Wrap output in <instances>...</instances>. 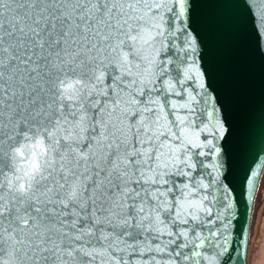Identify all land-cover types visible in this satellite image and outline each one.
I'll use <instances>...</instances> for the list:
<instances>
[{"label": "snow or ice", "instance_id": "6c2138e0", "mask_svg": "<svg viewBox=\"0 0 264 264\" xmlns=\"http://www.w3.org/2000/svg\"><path fill=\"white\" fill-rule=\"evenodd\" d=\"M230 6L264 55V0ZM192 8L0 0V264H245L229 225L237 191L264 217V149L207 86Z\"/></svg>", "mask_w": 264, "mask_h": 264}, {"label": "water", "instance_id": "95a60500", "mask_svg": "<svg viewBox=\"0 0 264 264\" xmlns=\"http://www.w3.org/2000/svg\"><path fill=\"white\" fill-rule=\"evenodd\" d=\"M195 27L200 37V59L206 71V83L223 105L226 119L233 125L247 147L246 159L264 149V55L236 17L230 0H191ZM237 145L230 148V160H235ZM264 166V154L253 164L256 186ZM236 215L229 231L234 244L241 241V252L248 241L253 199L243 220L246 194L235 193ZM241 227L244 231L241 233ZM239 233V236L237 235ZM115 255V253H114ZM237 253H233L235 264ZM246 263V257H245Z\"/></svg>", "mask_w": 264, "mask_h": 264}, {"label": "rangeland", "instance_id": "374dc122", "mask_svg": "<svg viewBox=\"0 0 264 264\" xmlns=\"http://www.w3.org/2000/svg\"><path fill=\"white\" fill-rule=\"evenodd\" d=\"M247 250L248 255L245 264H248L249 259L260 264L264 259V217L261 216V208L258 207V203L252 230L250 234L248 232Z\"/></svg>", "mask_w": 264, "mask_h": 264}, {"label": "trees", "instance_id": "16d2710c", "mask_svg": "<svg viewBox=\"0 0 264 264\" xmlns=\"http://www.w3.org/2000/svg\"><path fill=\"white\" fill-rule=\"evenodd\" d=\"M262 182H264V166L262 168V171H261V174H260V177H259V181H258V185H257V190L258 191L260 190V186H261ZM256 207H257V200H256V194H255L254 199H253L252 210H251L250 223H249V234H250V231L252 230V225H253V222H254V219H255Z\"/></svg>", "mask_w": 264, "mask_h": 264}]
</instances>
